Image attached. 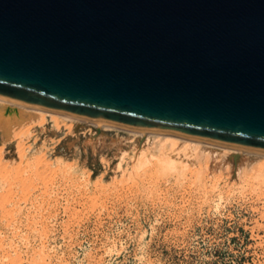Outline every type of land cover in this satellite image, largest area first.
<instances>
[{"label":"water","instance_id":"95a60500","mask_svg":"<svg viewBox=\"0 0 264 264\" xmlns=\"http://www.w3.org/2000/svg\"><path fill=\"white\" fill-rule=\"evenodd\" d=\"M0 97L264 153V0H0Z\"/></svg>","mask_w":264,"mask_h":264},{"label":"rangeland","instance_id":"374dc122","mask_svg":"<svg viewBox=\"0 0 264 264\" xmlns=\"http://www.w3.org/2000/svg\"><path fill=\"white\" fill-rule=\"evenodd\" d=\"M17 116H0V158L45 173L13 197L0 178V264H264L261 162L214 148L168 169L151 137Z\"/></svg>","mask_w":264,"mask_h":264},{"label":"bare ground","instance_id":"6f19581e","mask_svg":"<svg viewBox=\"0 0 264 264\" xmlns=\"http://www.w3.org/2000/svg\"><path fill=\"white\" fill-rule=\"evenodd\" d=\"M14 114L18 115L16 117L17 120H23V121L24 120H31V119L33 120V118L38 117L40 121H42V122L48 121V123L53 125L56 129H58V126H60V124H62V125L69 124V126H70L73 123H83V124H86V126H92L95 129L102 130L108 137H112L114 139L123 138L124 136L120 137L121 133H125L126 135L129 134L131 139L136 138L135 140H144V138L146 140V138L148 139L151 137L152 139H156L155 141L153 140L155 142L154 148H159V149L162 148V149H164L163 151L166 150L162 154L164 155V163H165L164 165L168 169L171 166L176 169L179 164L180 165L185 164L184 166H186L190 163H194L195 160L193 159L194 160L193 161L192 157L193 158L198 157L200 154H204L207 149H214V148L223 150L224 152H230V154H233L232 155L233 157L245 156V158L247 157L246 159L251 158V161H254V162L256 161V163L261 162V165L264 167V153H259V152H254V151H248V150L223 146V145H219V144H214V143H210V142H205V141H201V140H196V139H191V138H186V137H181V136H176V135H171V134L156 133V132H145V131H138V130L122 128V127H118V126H113V125L94 122V121L85 120V119H81V118H76V117L60 114V113L49 111V110L31 107L28 105H24V104L17 103V102H14V101L0 97V116L7 115L8 117H12V115L14 116ZM130 137H127V138H130ZM151 141H148V142L151 143ZM144 142H143V144H144ZM133 144H134V142H133ZM152 145H153V142H152ZM16 149H15V152L17 151ZM10 153H13V151ZM17 154H18V155H16L17 159L13 158V156L12 157L5 156L3 158H0V178L1 179L4 178L3 180L4 181L6 180L7 185H5V182H3L2 180L1 181L3 183H1V184H4L6 187L8 185H10V187L8 186V188L5 187L6 189H8V191H5V192H7V194L10 197H13L12 194H14L15 192L21 193L22 195H24V194L26 195V193L29 192L28 187H31L30 185H32V179H33L32 176L37 175L38 178L43 180L44 179L43 173H45L44 172L45 170L42 171V169H45V168L40 167L41 166L40 164H42L43 162L40 163L41 161L40 162L38 161L40 163V164H38L40 166H38V165H36L37 159H35L36 163L34 162V165H33L34 168L32 167L34 169V173L32 174V176L31 175L28 176L26 174L25 169H27L28 167H30V169H31V165L29 166V164L32 161L28 165H26L25 169H23L22 167L26 163L29 162L28 161L29 159L26 160L28 162L25 161L26 163L23 166H21V162H20L21 159L19 156L20 153L17 152ZM190 160H192V161H190ZM143 161H145V160H143ZM31 164H33V163H31ZM45 164L47 166V163H45ZM45 164H43L42 166H45ZM181 168H179V169H181ZM32 170H30V171H32ZM176 170H178V169H176ZM30 173L31 172H29L28 174H30ZM41 180H39V181H41ZM33 182H34V180H33ZM43 184H45V183L43 182ZM5 188H4V190H5ZM27 189H28V191H27ZM34 189H36V188H34ZM4 194L5 195H3V192H2L1 197H4L5 199L0 197V199H1L0 203L3 202L2 199L7 201L6 204L10 203L12 198L9 200V198L6 197L7 194L6 193H4ZM21 194H19V195H21ZM0 195H1V193H0ZM19 199L21 200V198H19ZM22 199H24V198H22ZM5 201H4V204H5ZM36 201H37V199H36ZM15 203L17 204V202H15ZM11 204H12V202H11ZM1 206H2V204H0V207ZM15 207L16 206H14V208ZM17 207H18V204H17ZM4 208L5 207H3L2 210L5 211ZM7 209H9V208H7ZM7 211L8 210H6V212ZM12 211L13 210H11L10 213H12ZM14 260L16 261V259H14ZM14 260H11V262L13 264L16 263V262H13Z\"/></svg>","mask_w":264,"mask_h":264}]
</instances>
